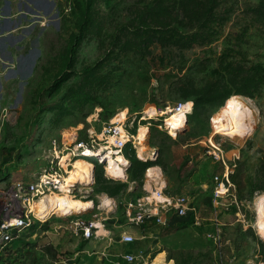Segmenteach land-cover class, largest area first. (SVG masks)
Masks as SVG:
<instances>
[{
    "label": "rangeland",
    "instance_id": "rangeland-1",
    "mask_svg": "<svg viewBox=\"0 0 264 264\" xmlns=\"http://www.w3.org/2000/svg\"><path fill=\"white\" fill-rule=\"evenodd\" d=\"M203 2L95 0L93 21L76 43L81 19L74 0H0L1 181L31 178L46 165L41 154L53 139L65 143L72 140L70 134L75 139L99 136L123 111L128 133L146 132L147 157L137 151L136 142H127L129 158L122 156L127 160L121 165L122 177L94 165L91 178L78 180L70 194L92 202L83 216L91 210L104 213L103 207L97 208L101 200L115 202L108 211L109 250L102 253L101 264H114L112 259L122 251L144 253L132 264H146L159 252L174 264H264L258 225L264 217V83L253 97L230 95L244 100L250 124L246 135L234 138L217 130L230 97L225 95L226 76L219 63L223 48L239 41L236 46L247 60L264 66V23L255 21L251 12L259 0H218L219 31L208 44L168 46L169 35L177 29L187 31L190 10L201 12ZM7 22L11 27L5 28ZM242 30L244 35L236 37ZM187 97L182 105L192 115L178 135L161 110ZM192 98L197 99L195 107ZM148 106L154 108L153 116L146 115ZM160 121L163 125L155 126ZM218 148L228 167L237 163L229 190L213 205V177L220 178L224 169ZM131 160L147 161L149 166L131 165ZM149 167L159 170L170 193L196 201L199 223L174 217L166 227L149 228L143 239V230L126 222L125 204L152 184ZM114 184H124L119 193L102 190ZM63 212L23 232L9 250L8 264L19 261L26 243L35 244L30 250L51 246L55 262L72 254L66 245L73 238L64 229L69 216ZM74 214L78 213L70 215ZM122 230L134 235L132 244L120 241Z\"/></svg>",
    "mask_w": 264,
    "mask_h": 264
},
{
    "label": "built area",
    "instance_id": "built-area-1",
    "mask_svg": "<svg viewBox=\"0 0 264 264\" xmlns=\"http://www.w3.org/2000/svg\"><path fill=\"white\" fill-rule=\"evenodd\" d=\"M41 18L45 19L43 16ZM45 23V20L40 22L41 25ZM182 104L185 103H179L172 109L180 108ZM189 113L190 110L186 115ZM131 138L133 135L125 130L124 122L116 121L104 127L99 136L74 139L65 143H59L53 139L41 154L46 165L37 174L29 179L0 180V264H2L1 259L6 255V250L20 239L23 232L30 230L37 222L40 224L46 222L53 215V212L43 218L37 215L34 209L36 202L55 192L73 193L78 181L71 180L69 175L74 161L79 158L88 160L92 164L91 171L96 164L105 169V162H107L105 156L115 155L114 152L122 154L127 142L135 146V140ZM218 151L217 159L222 162L224 169L220 178L217 175L213 177L216 183L211 196L213 205L217 198L224 195L231 186L230 166L228 167L219 148ZM91 176L92 173L89 178ZM150 179L152 184L149 189H146L143 195L129 200L124 206L123 216L128 224L143 228L151 221L163 228L168 226L174 217H190L195 224L199 223L196 201L191 196L166 191V183L161 176H152ZM109 200L108 203L104 200L98 203L97 208L103 207L104 213L91 210L88 211V216H83L81 212L74 215L67 214L69 221L64 225V229L72 237L81 240L97 237L99 231L106 228V222L110 219L108 211L113 208V204L115 205L114 200ZM120 227L123 226L120 225ZM120 241L132 244L135 237L130 231L122 230ZM143 257L142 251L138 254L121 252L115 256L113 263L132 264ZM59 261L61 264L65 263L63 260Z\"/></svg>",
    "mask_w": 264,
    "mask_h": 264
},
{
    "label": "trees",
    "instance_id": "trees-1",
    "mask_svg": "<svg viewBox=\"0 0 264 264\" xmlns=\"http://www.w3.org/2000/svg\"><path fill=\"white\" fill-rule=\"evenodd\" d=\"M94 1L95 0H74L81 19L79 24L80 35L76 38V43L79 42L84 30L89 27L93 21L92 7ZM217 3L218 0H205V2H203L204 6L201 12H198L196 9L190 10V28L187 31H180L178 29L174 30L169 35V38H167L168 46L186 49L192 47L193 45L208 44L211 41L213 35L219 31L217 29L218 26H216L218 25L220 19L216 13V8L218 5ZM251 12L254 14L255 21L264 23V0H259L258 4L251 8ZM244 33L245 31L242 30L236 37H241L244 35ZM237 43H239V41H237L236 44H229L228 46L224 47L219 56V63L222 66V70L225 71L224 76H226L222 82L223 85L227 87L225 95L227 97L235 93L253 97L259 92L261 86L264 83V66H262L260 63H252L248 61L246 54L239 48V46H236L238 45ZM230 98L231 96L227 100L223 110L226 109ZM189 99L190 98L188 97L182 98L179 100V103H186ZM192 101L194 102L195 107L197 104V99L192 98ZM191 115V112L187 114L184 126L176 130L178 135L182 132L181 129L185 127V124L188 123V119L191 117ZM154 124L155 126H162L163 122H155ZM128 143H126L122 152V155L127 159L129 157L126 154L125 149ZM236 163L237 162H233L230 164L231 172L229 176L231 180L234 179L232 172L233 168L236 166ZM133 164L143 165L145 167L149 166L147 161L143 162L140 160H131V165ZM95 166H98V164ZM235 183L237 184V189L240 190V184L238 182H234V184ZM123 185L124 184H114L109 187L104 186L102 187V190H105L110 194H116L119 193ZM166 191L168 190L166 189ZM25 245L28 248L20 251L18 258L19 261L12 264H49L57 260L56 251L51 246H44V248L30 250V247L35 246V244L26 243ZM9 250H11V247L6 250L5 258L1 259L2 264H8L7 255H9ZM47 256L48 258L45 259ZM50 260L52 261L50 262Z\"/></svg>",
    "mask_w": 264,
    "mask_h": 264
},
{
    "label": "bare ground",
    "instance_id": "bare-ground-1",
    "mask_svg": "<svg viewBox=\"0 0 264 264\" xmlns=\"http://www.w3.org/2000/svg\"><path fill=\"white\" fill-rule=\"evenodd\" d=\"M246 109L247 108L242 97L239 95L233 96L229 101L228 107L219 117L217 130L221 134L233 136L234 138L244 137L246 135V132H248V130L250 129V124L247 123V120H249L247 116H249V114ZM145 111L146 115L149 116H153V114L155 113L154 108L151 106H148ZM187 112H189V108L184 106H181L177 109L167 108L165 110H161V113H166L168 115L167 121L170 125L169 127L173 128L174 130H177L184 126ZM125 116V112L123 111L119 113L113 121H115L116 118H118V121H123L125 119ZM242 130L244 132H242ZM68 137L72 140L75 139L74 134H70ZM133 138L136 139L135 142L138 144L137 151L147 157L148 151L145 145L146 132L141 130L137 133L136 136L133 135ZM209 142L213 144L211 141ZM213 145L215 146V144ZM114 154L115 155L112 156H105L107 158V162H105L104 170L108 175L122 177L124 166L122 169L121 165L126 163L127 160H125V158L122 157L123 155L119 152H114ZM91 166L92 164L88 160L82 158L77 159L73 162V168L71 169L69 174L70 179L76 181L82 179L86 181V177L88 176L89 180V176L92 173ZM147 174L148 176H160V172L156 167H149L147 170ZM84 201V199L71 196L66 192L52 193L46 195L35 203L37 206L35 212L37 211L36 214L42 218L47 216L51 212H61L64 210L65 212H63V215L72 214L73 212L80 213L91 208V206L93 205L90 200H88L87 202ZM262 206H260V211L263 210ZM258 225L261 237L264 239V217H262V215L258 220ZM146 264H173V262L172 260H167L163 252H159L155 255L154 258H152L150 262Z\"/></svg>",
    "mask_w": 264,
    "mask_h": 264
},
{
    "label": "crops",
    "instance_id": "crops-1",
    "mask_svg": "<svg viewBox=\"0 0 264 264\" xmlns=\"http://www.w3.org/2000/svg\"><path fill=\"white\" fill-rule=\"evenodd\" d=\"M5 21H8V20H5ZM10 24H11L10 22H7L4 25V26H6L5 28H9V26L11 27ZM192 145H195V144H192ZM87 201L88 200H85L84 202H87ZM109 217H110V215H109ZM108 223H109V220L106 222V228L105 229H101L99 231V234L97 235V237L92 238L90 240H81L79 238H75V237L71 236L73 238V240L69 243V245H66V246L70 248L69 250L72 251L71 252L72 254L66 255L64 258L61 259V261L63 260L65 262L64 264H101L102 255L106 251L109 250V248L107 249V245H106V243H107L106 240L107 239L105 240V237H107L106 233L109 231V228H108L109 224ZM111 226L114 227L115 223H112ZM152 226H155V224H153L151 222H148V225L144 226L143 228H139V229L143 230V235L141 236L143 239L147 237L144 232H146L149 228H152ZM119 227H120V225H119ZM97 244H101L100 246H98V250H92V248L96 247ZM81 245H82V248L79 251H75L76 248L77 247H81ZM122 252H130V251H122ZM78 255L81 256V258L79 259L80 261H76ZM93 255H96V256H93ZM113 260L114 259H112V261ZM57 264H61L60 261Z\"/></svg>",
    "mask_w": 264,
    "mask_h": 264
},
{
    "label": "water",
    "instance_id": "water-1",
    "mask_svg": "<svg viewBox=\"0 0 264 264\" xmlns=\"http://www.w3.org/2000/svg\"><path fill=\"white\" fill-rule=\"evenodd\" d=\"M33 61H34V60H33ZM33 63H34V62H32V64H31V68H30V71L32 70V66H33ZM92 171H93V169H92ZM77 182H78V181H77Z\"/></svg>",
    "mask_w": 264,
    "mask_h": 264
}]
</instances>
